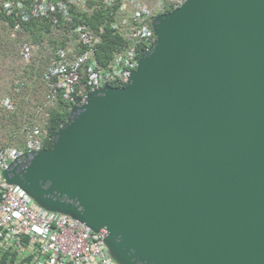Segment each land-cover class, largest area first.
I'll use <instances>...</instances> for the list:
<instances>
[{
    "label": "water",
    "instance_id": "1",
    "mask_svg": "<svg viewBox=\"0 0 264 264\" xmlns=\"http://www.w3.org/2000/svg\"><path fill=\"white\" fill-rule=\"evenodd\" d=\"M124 86L3 171L120 264H264V0H186Z\"/></svg>",
    "mask_w": 264,
    "mask_h": 264
},
{
    "label": "built area",
    "instance_id": "2",
    "mask_svg": "<svg viewBox=\"0 0 264 264\" xmlns=\"http://www.w3.org/2000/svg\"><path fill=\"white\" fill-rule=\"evenodd\" d=\"M186 0H0V17L16 31L33 20L44 19L59 26L64 36L76 34L75 47L59 48L56 58L43 73L46 96L35 110L49 118V110L60 99L83 103L89 92L105 85L124 86L136 69L140 54L155 39L152 21ZM109 11L108 25L123 40L112 56L96 57L100 32L87 22L99 8ZM5 17H4V16ZM7 18L14 21L11 24ZM66 28V29H65ZM21 57L31 63L35 45L24 42ZM1 104L15 115L17 104L7 96ZM45 123L26 124L23 146H0V253H7L13 264H120L105 243L106 231H95L84 222L40 205L19 185L6 180L3 171L25 152L45 149L49 139Z\"/></svg>",
    "mask_w": 264,
    "mask_h": 264
},
{
    "label": "rangeland",
    "instance_id": "3",
    "mask_svg": "<svg viewBox=\"0 0 264 264\" xmlns=\"http://www.w3.org/2000/svg\"><path fill=\"white\" fill-rule=\"evenodd\" d=\"M149 2L152 3V0ZM11 33L12 28L0 17V146H22L26 138L23 130L26 124H49V119L35 115L37 106L46 96L43 73L56 58L58 49L75 47L77 39L76 34L66 37L60 27L48 26L41 21L36 25L20 26L15 36ZM24 42L35 45L31 63H26L21 57L20 49ZM7 96L16 101L17 113L14 116L8 114L1 104ZM56 108L59 106L49 110L50 115Z\"/></svg>",
    "mask_w": 264,
    "mask_h": 264
},
{
    "label": "trees",
    "instance_id": "4",
    "mask_svg": "<svg viewBox=\"0 0 264 264\" xmlns=\"http://www.w3.org/2000/svg\"><path fill=\"white\" fill-rule=\"evenodd\" d=\"M108 18L109 11L102 7L94 11L91 16L87 17V22L89 23L90 27L93 28L95 31L100 32V28H103V31L99 33L101 41L98 44V49L96 51V57L101 61L109 59L112 56L114 50L118 46H121L123 44L122 38L116 32H114L113 29L109 27L107 21ZM7 19L11 24H14V21H12L10 18ZM94 19L96 21H92ZM38 21L46 22V25L52 26L51 23L45 21L44 19L33 20L27 23H23V26H28L30 24L36 25ZM56 106H59V108L52 110L51 115L49 113V124H47L46 127L50 138L44 141V146L46 148H50L52 146L53 136L55 132L66 121L67 115L71 109V104L65 102L62 99L59 100ZM0 264H13V260L9 259L7 253H0Z\"/></svg>",
    "mask_w": 264,
    "mask_h": 264
}]
</instances>
